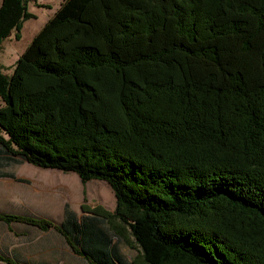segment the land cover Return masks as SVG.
I'll return each mask as SVG.
<instances>
[{
	"label": "trees",
	"instance_id": "obj_1",
	"mask_svg": "<svg viewBox=\"0 0 264 264\" xmlns=\"http://www.w3.org/2000/svg\"><path fill=\"white\" fill-rule=\"evenodd\" d=\"M30 1L1 0L0 47ZM0 98V177L29 162L115 197L0 220L53 227L90 264H264V0H61Z\"/></svg>",
	"mask_w": 264,
	"mask_h": 264
},
{
	"label": "rangeland",
	"instance_id": "obj_2",
	"mask_svg": "<svg viewBox=\"0 0 264 264\" xmlns=\"http://www.w3.org/2000/svg\"><path fill=\"white\" fill-rule=\"evenodd\" d=\"M60 1L32 0L28 3V10L33 14V17L23 23L19 38L11 34L2 42L0 72L6 76L12 73L18 57L55 13ZM2 104L0 98V106ZM1 133L3 132L1 131ZM2 170L13 172L25 180V182H20L11 178H0V209L12 214L28 213L31 216H48L55 223L54 220L57 221L62 217L66 203L77 213L79 218L86 214L81 209V205L84 203L89 206L100 204L110 211L114 209V193L103 180L91 179L82 182L73 171L43 168L29 162L5 166ZM13 228L16 226L13 225ZM7 232L9 230L6 226L0 223V239L4 241L9 238L10 235L6 236ZM51 236L53 237L52 234ZM18 237L19 241L29 239L28 236ZM129 239L131 236L124 231L123 239L119 242L120 250L126 260H131L137 254L136 250L129 245Z\"/></svg>",
	"mask_w": 264,
	"mask_h": 264
},
{
	"label": "crops",
	"instance_id": "obj_3",
	"mask_svg": "<svg viewBox=\"0 0 264 264\" xmlns=\"http://www.w3.org/2000/svg\"><path fill=\"white\" fill-rule=\"evenodd\" d=\"M2 171L10 172L6 170ZM13 174L16 178H21L19 176H16L15 173ZM0 178L11 177L3 176ZM11 179L16 180L15 178ZM3 213L10 212L0 209V214ZM20 214L31 215L28 213ZM35 216L52 220V218L48 216ZM62 219L63 214L59 220L54 221L58 224L62 221ZM0 223L1 225L6 226V228L9 230L6 236L10 235V237L4 241L3 239H0V255L2 256V258L0 259V264H90L88 260H86L81 254L73 252L70 249L65 238L53 227L42 230L37 226L27 225L18 221H11L10 223H6L0 220ZM13 225L16 226V228H13ZM51 234L53 235V237L51 236ZM18 236H28L29 239H23L19 241Z\"/></svg>",
	"mask_w": 264,
	"mask_h": 264
}]
</instances>
